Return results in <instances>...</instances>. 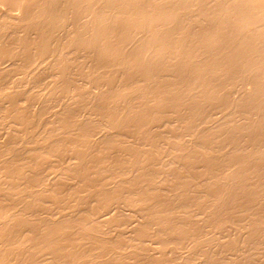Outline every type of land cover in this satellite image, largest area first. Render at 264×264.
<instances>
[{"label": "bare ground", "instance_id": "6f19581e", "mask_svg": "<svg viewBox=\"0 0 264 264\" xmlns=\"http://www.w3.org/2000/svg\"><path fill=\"white\" fill-rule=\"evenodd\" d=\"M0 13V113L20 129L0 141V264H264V0ZM46 71L29 115L19 84Z\"/></svg>", "mask_w": 264, "mask_h": 264}, {"label": "rangeland", "instance_id": "374dc122", "mask_svg": "<svg viewBox=\"0 0 264 264\" xmlns=\"http://www.w3.org/2000/svg\"><path fill=\"white\" fill-rule=\"evenodd\" d=\"M1 8H2V7H1ZM0 14H1V13H0ZM11 15H14L15 17H18V16H19V12H18L17 10H16V11H12V12H11ZM258 20H260V19H258ZM46 72H47V73H46ZM46 72H42L41 75H39L41 78L38 76V80H37V81L41 83V84H39V83L37 82L39 85H41V88L38 87V89L40 88V91L37 89V87H34V86H35L34 83H36V82L33 83V78H31V77H27L28 80H27L26 77H24V78L22 77L23 80H21V81H24V82H22V84H25V85L19 84L20 88H19V86H17L19 89H21L20 92H21V93L23 92V98H24V99H25V97H26L27 99H28L29 97H30L31 99H32V98L34 99V96H35V99L33 100L34 102H31V103H30L31 106L29 105L30 107L28 108V112H30V111L32 112V110H33L32 114L28 113L29 115H32V116H33L35 113L38 112V110H39V108H38V106H37L38 102H36V101H37L36 99H37V97L39 96L38 93H39V92L42 93L43 90H45L44 93H46V89L49 88V87H47V85H51V81L53 80V79H52V76H50V74L48 73V71H46ZM43 73H45V76H46V75H47V76L49 75L48 77L46 76L45 80H42V79H44V78H43ZM37 75H38V74H37ZM45 76H44V77H45ZM17 77H18V76H17ZM17 77H15V78H17ZM29 78H30V79H29ZM49 79H51V80H49ZM25 80H27V81H25ZM48 80H49V81H48ZM29 81H31L32 84H33L34 86L32 85V87H31V83H30ZM47 81L50 82V83H47ZM25 82H26V83H25ZM28 82H29V83H28ZM46 83H47V84H46ZM28 84H29V85H28ZM15 85H16V84H15ZM21 85H22V86H21ZM45 85H46V86H45ZM24 86H25V88L27 87V88H26V91L24 90L25 88H23ZM36 86H38V85L36 84ZM42 86H44V89H42V88H43ZM84 86H85V87H84ZM84 86H83V87L86 88V85H84ZM30 87H31V88H30ZM45 87H47V88L45 89ZM83 87H82V89H84ZM15 88H16V87H15ZM15 88H14V89H15ZM18 88H16V89H18ZM28 88H29L30 90H28ZM34 88H36V89L38 90V91H37V94L35 93L36 90H34ZM246 88H247V90H249V86H247ZM251 88H252V87L250 86V89H251ZM9 89H10V88H9ZM19 89H18V91H19ZM82 89H81V91H83ZM22 90H23V91H22ZM31 90L35 91V92H34L35 95L32 93ZM8 91H9V90H8ZM29 91H30V92H29ZM86 91H87V88H86V90H84V92H86ZM27 93L29 94V97H27V95H28ZM44 93H43V94H40V93H39V94L42 96V95H44ZM26 94H27V95H26ZM32 94H33V95H32ZM30 95H31V96H30ZM37 95H38V96H37ZM67 100H68V99H67ZM35 102H36V103H35ZM68 102H69V101H68ZM33 103H34V105H33ZM53 103H54V104H52V103H50V105L48 104V105H49V106H48V111H47V113H45V115L47 116V114H48V112H49V115H50V116H49V115H48V116H49L50 118H53V117H51V115H52L51 113H54V112H55V113H56V112L58 113V112L61 111V108L59 107L60 105H62L61 107H65V108L68 107V106H66V104H65V103H67V101H65L64 104H60V101H57V103H56V102H53ZM58 103H59V104H58ZM69 103H70V106L73 105V107H74V104H72V103H73L72 101H70ZM21 104H22L21 106H24V105H25L23 102H21ZM35 104H36V106H35ZM57 104H58L59 106H58ZM71 104H72V105H71ZM63 105H64V106H63ZM67 105H68V104H67ZM33 106H34V107H33ZM51 106H52V107H51ZM53 106H54V107H53ZM31 107H32V108H31ZM58 107H59V108H58ZM51 108H54V109H51ZM68 108H69V107H68ZM71 108H72V107H71ZM29 109H30V110H29ZM36 109H38L37 112H36ZM57 109H58V110H57ZM50 110H51V111H50ZM52 110H53V112H52ZM0 112H1V111H0ZM34 112H35V113H34ZM50 112H51V113H50ZM33 113H34V114H33ZM80 113H81V112H80ZM1 114H4V113H0V117L3 116V115H1ZM43 114H44V113H43ZM35 115H36V114H35ZM45 115H43L44 117H43V116L41 117V116L39 115L42 119L39 118L38 116H36V118L38 117V118L41 119L42 121L45 119L44 122H48V121H49V117H46V118H48V119H46V118H45ZM82 115L84 116L83 113H82ZM82 115L80 116L81 118H82ZM93 117H94V116H93ZM6 118H7V119H6ZM10 118H11V117H6V116H5V117L3 116V118H0V120L2 119V120H1L2 122L0 121V123L3 124V125L0 124V126H1V127H0V128H1V132H2V133H1V136L5 133V134L3 135L4 137H3V136H2V137L0 136V141H1V140L3 141V142L1 141L2 143H5V142H4V141H5L4 139H5V137H6V135H7L8 132L11 133V132L14 131L15 129H17V127L15 128L14 125H11V124H14V123H13L12 118H11V119H10ZM38 118H37V119H38ZM43 118H44V119H43ZM3 119H4V121H3ZM5 119H6V120H5ZM33 119H35V118H33ZM93 120H94V119H93ZM5 121H6V123H4ZM8 121H9V123H8ZM11 121H12V122H11ZM31 121H32V119H31ZM7 123H8V124H7ZM6 124H7V125H6ZM10 125H11V126H10ZM9 126H10V127H9ZM2 127H3V128H2ZM4 127H5L6 130L4 129ZM12 127H14V128H12ZM3 130H4V131H3ZM7 130H9V131L7 132ZM18 130H20V129H17L16 131H18ZM10 131H11V132H10ZM9 133H8V134H9ZM30 133H31V132H30ZM34 133H36V132H34ZM34 133L32 132V134H29L30 136H29L28 133H27L25 137H28V136L31 137V136L35 135ZM36 134H37V133H36ZM27 135H28V136H27ZM64 136H66V135H64ZM25 137L23 136V138H25ZM96 137L98 138V135H97V134L95 135L94 138L96 139ZM94 138H93V139H94ZM35 139H36V138H35ZM35 139H34L33 141H35V143H37V144L39 143L38 145H42V144H43V143H41L42 141L38 140V139H39L38 137H37L36 140H35ZM61 139H63L62 136H61ZM23 140H25V139H23ZM37 140H38V141H37ZM0 145H1V143H0ZM63 151H64V150H63ZM65 151H66V150H65ZM67 152H68V153H67ZM101 152H102V151H101ZM101 152H100L101 156L103 157V155L106 154V156H104V157L107 158V156H108L107 152L104 151V150H103V153H104V154H102ZM59 153H60V154L63 153V154H61V156H60V155H58V153H54V155H56V158H55L56 160H53V158H52V157H55V156L50 157L53 161L49 158V160L51 161V163H50L49 165H51L52 167H53V166H57V165L59 164L60 159H61V161H60L61 164H62V162H64L65 164H67V166H68V165L71 166V163H74V161L72 162V161L69 160V159L66 160V158H68L69 151H66V154H67V155L65 154V152H62V151L59 152ZM64 154H65V155H64ZM59 156H60V157H59ZM62 156H64V158H63ZM61 157H62V158H61ZM69 157H70V156H69ZM108 157H109V156H108ZM57 159H58L59 161H58ZM63 159H64V160H63ZM49 160H47V161L50 162ZM65 160H66L68 163H67ZM68 160H69V161H68ZM54 161H58V162H57L58 164L56 165V162H55V163H54L55 165H53L52 163H53ZM64 163H63V165H64ZM69 163H70V164H69ZM59 166H61V165L59 164L58 167H59ZM65 166H66V165H65ZM67 166H66V167H67ZM53 168H54V167H53ZM56 169H57V168H56ZM56 169H55V171H56ZM53 170H54V169H53ZM53 170H50V171L52 172ZM53 172H54V171H53ZM53 172H52V173L49 172L51 175L48 174V175L50 176V178L47 176V181H48L47 183H49V182L51 181V176H52V174H54V177H55V173H53ZM67 177H68V176H65L64 178H59L58 180H57V178H56L55 181H57V182L62 181V182H63V179H64V181H65V180L68 181V179H70L71 176H69L68 179H67ZM72 178H73V177H71V179L68 181L70 185H73V184H74V181H73ZM60 179H61V180H60ZM71 180H72V181H71ZM67 181H66V182H67ZM70 181L72 182V184L70 183ZM57 182H56V183H57ZM62 182H61V184H62ZM66 182H65V185L69 186L68 182H67V183H66ZM57 184H58V183H57ZM59 184H60V183H59ZM63 185H64V182H63ZM54 210H55V209H54ZM122 213H123V214L125 213L126 215H129V214H127V213H129V212H127V211H125V212L123 211ZM53 214H54V213H53ZM56 216H57V215H56ZM51 218H54V217L51 216ZM199 219H200V217H199ZM197 221H199V220L197 219ZM200 221H201V220H200ZM201 222H202V221H201ZM202 224H203V223H201V225H202ZM204 225L207 226L208 224H204ZM204 225H203V227H204ZM208 226L214 228V227L211 226V225H208ZM208 226H207L206 228H203L202 226H201V227L203 228V230H206V229H207V230H206L207 237L210 236L209 238L212 239L213 236L211 237V233H213L212 235H215L214 237H216V233L214 234V232L216 231V229L214 228V230H215V231H214V230L211 228V229L214 231V232H212L211 229H210ZM227 227L230 229L232 226H229V225H228ZM225 228H226V227H225ZM225 228H224V229H225ZM228 228H227V231H229L230 233H229V232H228V233L231 234V233L233 232L232 229H234V228H232V229H230V230H228ZM209 229H210V230H209ZM225 231H226V229H225ZM227 231H226V233H227ZM231 231H232V232H231ZM243 231H244V230H243ZM210 232H211V233H210ZM241 232H242V231H241ZM209 233H210V234H209ZM242 234L244 235V232H242ZM242 234H241V236H243ZM235 235H236V234H235ZM237 235H238V234H237ZM237 235H236V237H237V240H238V237L240 236V233H239V236H237ZM263 236H264V235H263ZM214 237H213V238H214ZM232 238H234V237H232ZM240 238H241V237H240ZM240 238H239V240H240ZM262 238H263V237H262ZM234 239H236V238H234ZM222 240H223V239H222ZM232 241H233V240H232ZM263 241H264V239H263ZM147 245H148V244H147ZM147 245H146V247H147ZM188 245H190V244H188ZM188 245H185L182 249H180V248H179V250L176 249L177 252H174V251H175V250H174V251H173L174 254H176L177 257H178V255H179L180 258H181V255H182V257L188 255V253H187V254H183V253H182V250H183V249H185V250L188 249V248L186 249V247H188ZM148 246H150V249H152L153 247H155L154 245H153V247H152L151 244L148 245ZM190 246H191V245H190ZM189 248H190V247H189ZM150 249L148 248V250L150 251V253H152V254H155V253H156V252H154L155 250H154V251H153V250L151 251ZM190 249H191V248H190ZM180 250H181V252H180ZM156 251H157V250H156ZM187 251H190V250L188 249ZM187 251H184V253H186ZM153 252H154V253H153ZM179 252H180V254H178ZM181 253H182V254H181ZM177 254H178V255H177ZM198 257H199V256H198ZM198 257L195 258V259H196V262H199V260L201 259V258L199 259ZM259 257H260V255H259ZM259 257H257V258H259ZM180 258H178V260H179ZM184 258H185V257H184ZM197 258H198V259H197ZM181 259H182V258H181ZM261 260H262V259L260 258V259H259L258 261H256L254 264H256V263H257V264H258V263L261 264V263H260ZM259 261H260V262H259ZM194 262H195V261H194ZM248 263H249V262H247V264H248ZM245 264H246V263H245ZM250 264H252V263H250Z\"/></svg>", "mask_w": 264, "mask_h": 264}]
</instances>
